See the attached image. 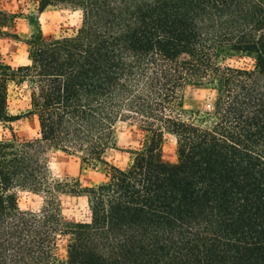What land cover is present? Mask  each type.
<instances>
[{"label": "trees", "instance_id": "obj_1", "mask_svg": "<svg viewBox=\"0 0 264 264\" xmlns=\"http://www.w3.org/2000/svg\"><path fill=\"white\" fill-rule=\"evenodd\" d=\"M31 1L82 21L32 33L29 63L0 62V123L20 117L17 81L39 123L0 139V264H264V0ZM17 18L0 2V38ZM189 84L213 86L211 110L185 108ZM120 121L142 134L126 168L106 159ZM167 135L177 162L163 158ZM52 150L103 163L106 179L52 181ZM20 190L42 209H22ZM59 193L87 196L90 219L64 220Z\"/></svg>", "mask_w": 264, "mask_h": 264}, {"label": "rangeland", "instance_id": "obj_2", "mask_svg": "<svg viewBox=\"0 0 264 264\" xmlns=\"http://www.w3.org/2000/svg\"><path fill=\"white\" fill-rule=\"evenodd\" d=\"M4 9L16 13L18 18L15 28L9 34L0 38V62L13 66L30 62L26 40L38 31L44 36L71 35L79 28L82 21L80 10L65 7H49L42 13L38 12V5L31 0H0ZM251 58L233 57L226 63L238 65H252ZM26 84L18 81L9 86V110L20 117L11 125L0 123V139L12 138L15 132L20 138H32L38 135L39 123L34 115L28 112L31 109L29 93ZM217 92L209 84H189L184 90L183 104L185 108L211 110L215 104ZM117 147L107 151L106 159L121 168H126L131 162V150L140 145L142 134L139 127L129 121H120L117 126ZM50 158V177L57 179L77 180L83 187L92 186L106 179V166L103 163H84L79 155L67 154L61 150H52ZM165 161L177 162L178 149L176 138L167 135L163 146ZM61 216L66 221H88L90 208L85 195L59 193ZM44 198L27 190L19 191V205L22 209L39 212L43 207ZM65 241L60 243V254H66Z\"/></svg>", "mask_w": 264, "mask_h": 264}]
</instances>
